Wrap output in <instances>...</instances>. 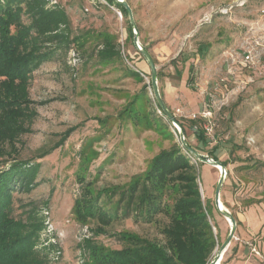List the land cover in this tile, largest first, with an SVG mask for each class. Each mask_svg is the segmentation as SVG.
<instances>
[{"label":"rangeland","instance_id":"rangeland-1","mask_svg":"<svg viewBox=\"0 0 264 264\" xmlns=\"http://www.w3.org/2000/svg\"><path fill=\"white\" fill-rule=\"evenodd\" d=\"M127 1L138 43L155 61L160 97L186 143L225 163L219 198L236 215L233 223L214 205L220 171L182 150L208 202L215 240L209 262L227 242L219 264H264V0ZM47 2L65 10L66 38L40 47L51 54L32 68L25 87L34 111L24 123L29 130L14 141L17 152L0 162V169L19 160L38 165L33 186L12 191V213L41 219L36 246L44 264H98L99 251L125 245L113 236L119 231L163 243L162 229L180 196L172 180L155 188L164 208L151 221L136 216L134 205L124 215L118 193L99 198L111 211L118 206L105 234L96 232L95 218L81 221L74 212L83 190H126L135 179L143 182L155 154L182 147L157 105L145 56L128 34L129 17L106 0ZM22 20L29 22L25 14ZM107 48L112 56L101 58ZM196 127L204 130L201 140ZM4 147L6 153L9 143Z\"/></svg>","mask_w":264,"mask_h":264},{"label":"trees","instance_id":"trees-1","mask_svg":"<svg viewBox=\"0 0 264 264\" xmlns=\"http://www.w3.org/2000/svg\"><path fill=\"white\" fill-rule=\"evenodd\" d=\"M106 1L128 16L127 8L122 3ZM23 14L29 18L27 24L23 23ZM67 24L65 10L60 6L48 5L47 0H0V162L10 151L17 152L14 141L22 132L29 130L24 123L32 118L34 111L29 106L25 87L32 68L51 54L48 51L40 52L39 49L66 38L61 27ZM128 32L133 37L129 19ZM115 51L114 54H119L118 50ZM100 56L110 57L112 52L107 48L100 51ZM130 71L143 80L140 71L132 68ZM188 71L186 84L191 86V65ZM195 134L201 140L204 130L196 127ZM5 142L10 147L6 153ZM182 150L185 149L180 147L155 154L144 173L142 183L135 179L126 190L120 191L109 187L92 194L89 190H83V194L75 200L76 217L81 221L95 218L98 221L96 232L105 234V226L119 215V204L125 206L122 211L124 215L130 211L128 206L134 205L136 216L151 221L164 208L159 203L155 188L169 180L179 184L180 196L170 211L169 224L162 229L163 243L149 240L135 232L119 231L113 233V236L125 245L120 249L99 251L95 257L98 264L209 263L215 240L207 219L210 213L206 208L208 202L203 204L194 165ZM221 163L225 166L224 162ZM37 166L19 160L0 169V264H44L46 260L36 246L39 231L43 228L41 219L31 220L33 215L27 219L17 218L12 213L11 204L13 190H27L33 186ZM85 192L90 193V196L87 197ZM116 193L119 194L118 206L112 211L99 201L101 195L113 196ZM231 215L237 221L236 215ZM86 244L90 248L89 255H94L96 251L90 241L87 240Z\"/></svg>","mask_w":264,"mask_h":264},{"label":"water","instance_id":"water-1","mask_svg":"<svg viewBox=\"0 0 264 264\" xmlns=\"http://www.w3.org/2000/svg\"><path fill=\"white\" fill-rule=\"evenodd\" d=\"M115 1H117L119 3H122L127 8L129 21L131 23L132 28L134 29V32H133V40H134V43L139 48V50L144 54L145 59H146V62H147L148 66H149V69H150V77H151V79H150V85L152 87V90H153L155 99H156L159 107L165 113V115L168 117V119L171 122H173L174 126L176 127V132L178 134V139H179V142L182 145V148L185 149V151L190 152L198 161L208 162L211 165H217V166L220 167L219 179H218L217 184H216L213 201H214V205H215L216 209L220 213H223L226 216V218H228V220L231 223H233L235 220L233 219V216L231 215V213H229L228 211H226L225 208H221V206H220L219 193H220V187H221V185L223 183L224 176H225V173H226L225 166L219 160H217V159L215 160L212 157H211V159H209V158H206L205 159L204 157L200 156L195 150H193L186 143V141L184 139L183 129L180 128L181 125L176 121V119L174 118V116L169 112V110L167 109V107L165 106L163 100L160 97L159 90H158V87H157L156 67H155L154 61H153L152 57L150 56V54L147 51H145L143 48H141L140 45H139V43H138V32L136 31V25L133 22V17H132V12H131L130 6H129V4H127V2L125 0H115ZM198 187H199V192H200V194L202 196V189H201L200 184L198 185ZM231 230L232 231L230 233V237L232 235V232L234 230V227H232ZM226 244H227V242H224V243L221 244L220 250H218L215 253L214 257L211 259V261L208 264H215L217 262V260L221 257V253H222L221 251H223L225 249Z\"/></svg>","mask_w":264,"mask_h":264},{"label":"bare ground","instance_id":"bare-ground-1","mask_svg":"<svg viewBox=\"0 0 264 264\" xmlns=\"http://www.w3.org/2000/svg\"><path fill=\"white\" fill-rule=\"evenodd\" d=\"M214 167H216V169H218L219 171H220V167L219 166H217V165H213ZM220 206H221V202H220ZM221 208H223L222 206H221ZM222 252V251H221ZM222 254L223 253H221V257L217 260V262L215 263V264H219V262H220V260H221V258H222Z\"/></svg>","mask_w":264,"mask_h":264},{"label":"built area","instance_id":"built-area-1","mask_svg":"<svg viewBox=\"0 0 264 264\" xmlns=\"http://www.w3.org/2000/svg\"><path fill=\"white\" fill-rule=\"evenodd\" d=\"M173 131H174V133H175V135H176V137L178 138V134H177V132L175 131V129L173 128ZM207 158H209V157H207ZM209 159H211V158H209ZM201 186V185H200Z\"/></svg>","mask_w":264,"mask_h":264}]
</instances>
